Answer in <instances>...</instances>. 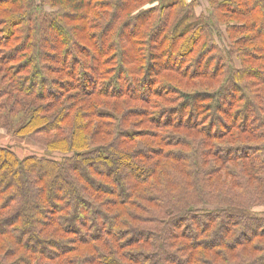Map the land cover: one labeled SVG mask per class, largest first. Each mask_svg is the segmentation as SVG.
Wrapping results in <instances>:
<instances>
[{
  "label": "trees",
  "instance_id": "1",
  "mask_svg": "<svg viewBox=\"0 0 264 264\" xmlns=\"http://www.w3.org/2000/svg\"><path fill=\"white\" fill-rule=\"evenodd\" d=\"M0 0V264H264V0Z\"/></svg>",
  "mask_w": 264,
  "mask_h": 264
},
{
  "label": "rangeland",
  "instance_id": "2",
  "mask_svg": "<svg viewBox=\"0 0 264 264\" xmlns=\"http://www.w3.org/2000/svg\"><path fill=\"white\" fill-rule=\"evenodd\" d=\"M208 8L207 3L202 0V5L197 9L198 13H201L203 11H206ZM0 145H10L12 146L16 152L19 154V156H25L30 153L34 154H40L41 156H47L50 158H58V154H54L51 152L46 151L43 147L35 144L34 142L27 140V139H19L17 137H13L11 135H8L6 131L0 130ZM259 210H263L264 208H261Z\"/></svg>",
  "mask_w": 264,
  "mask_h": 264
}]
</instances>
